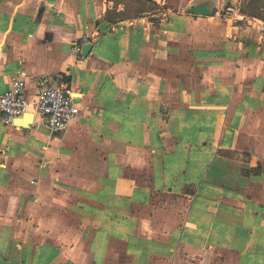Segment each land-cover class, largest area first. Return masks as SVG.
Masks as SVG:
<instances>
[{
  "label": "crops",
  "instance_id": "obj_1",
  "mask_svg": "<svg viewBox=\"0 0 264 264\" xmlns=\"http://www.w3.org/2000/svg\"><path fill=\"white\" fill-rule=\"evenodd\" d=\"M240 1L0 0V94L61 75L81 110L0 122V264H264V0Z\"/></svg>",
  "mask_w": 264,
  "mask_h": 264
},
{
  "label": "built area",
  "instance_id": "obj_2",
  "mask_svg": "<svg viewBox=\"0 0 264 264\" xmlns=\"http://www.w3.org/2000/svg\"><path fill=\"white\" fill-rule=\"evenodd\" d=\"M240 6L241 1L235 0L232 6L227 9V17L234 21L242 20L244 17L240 13ZM86 42L87 39L76 43L73 53L80 55L82 45ZM39 85V93L35 102L32 103L26 97L27 82L23 77L16 78L10 88L0 94V122L5 125H13L17 118L27 112H32L42 116L51 132L66 131L81 113L75 102L74 93L61 75L57 76L55 82L48 76L43 77Z\"/></svg>",
  "mask_w": 264,
  "mask_h": 264
},
{
  "label": "water",
  "instance_id": "obj_3",
  "mask_svg": "<svg viewBox=\"0 0 264 264\" xmlns=\"http://www.w3.org/2000/svg\"><path fill=\"white\" fill-rule=\"evenodd\" d=\"M92 47H93V43H91V42L85 44L83 46V49H82V54L83 55H88L90 53ZM34 118H35V114L34 113L27 112V113H25L23 118H17L14 121V124L19 125L21 127H29L33 123Z\"/></svg>",
  "mask_w": 264,
  "mask_h": 264
}]
</instances>
